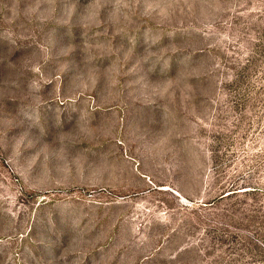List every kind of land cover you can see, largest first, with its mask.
<instances>
[{
  "label": "rangeland",
  "instance_id": "1",
  "mask_svg": "<svg viewBox=\"0 0 264 264\" xmlns=\"http://www.w3.org/2000/svg\"><path fill=\"white\" fill-rule=\"evenodd\" d=\"M0 264H264V0H0Z\"/></svg>",
  "mask_w": 264,
  "mask_h": 264
}]
</instances>
